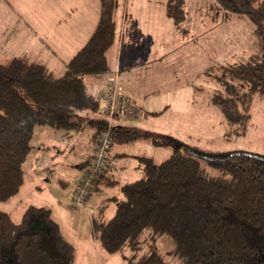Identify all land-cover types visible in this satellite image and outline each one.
Segmentation results:
<instances>
[{
	"label": "trees",
	"instance_id": "1",
	"mask_svg": "<svg viewBox=\"0 0 264 264\" xmlns=\"http://www.w3.org/2000/svg\"><path fill=\"white\" fill-rule=\"evenodd\" d=\"M215 1L222 9L251 20L261 53L250 63L230 68L231 75L248 88L243 95L226 96L218 90L213 96L229 121L245 123L251 118L253 95L264 94V0ZM117 3L101 0L98 25L67 61L63 75L27 55L0 62V201L20 193L38 126L70 132L93 125L96 146L107 131L113 145L140 139L165 143L142 129L110 127L106 119L86 114L98 112L101 104L98 95L88 91L87 79L112 72L108 52L118 37ZM168 14L182 22L184 0H170ZM139 161L143 176L123 184L115 214L93 218L95 239L104 250L116 253L128 241L136 248L140 234L152 228L172 238L183 264H264V155L235 151L210 160L220 171L217 176L208 175L199 159L177 148L160 163L148 156H140ZM103 183L115 184L106 166L91 193ZM75 261L76 246L65 237L51 208L32 204L19 222L0 210V264ZM137 264L169 263L153 251Z\"/></svg>",
	"mask_w": 264,
	"mask_h": 264
},
{
	"label": "rangeland",
	"instance_id": "2",
	"mask_svg": "<svg viewBox=\"0 0 264 264\" xmlns=\"http://www.w3.org/2000/svg\"><path fill=\"white\" fill-rule=\"evenodd\" d=\"M63 3L62 0L47 1L46 3L44 0H0V53L2 54L0 61H8L15 55H27L31 60L48 65L57 76L63 75L66 71L67 57L61 54L60 47L56 46V43H52L55 46L48 47L51 44L49 43L51 39L48 37L53 35L52 29L57 27V35L60 33V12ZM199 3H204V0H200ZM50 4L53 6L51 9L56 12L55 17H50L48 10ZM205 4L207 5V15L211 11L213 17L211 27L207 28L206 34L199 37L197 45V58L198 53L204 56L203 59L200 58V61L196 57L188 58L185 55L181 58L182 70L180 73L185 75H181L180 87H174L172 95L168 98L170 109L167 108L166 112L157 115L152 113L148 121L141 122V119H138V111L132 104V109L136 111L135 118L126 123L111 121L108 114L105 113L107 103L102 94V91L108 88L105 85L104 89L97 94L101 103L99 111L86 112L92 118L106 119L109 126L115 124L139 128L152 134L153 138L165 142L160 145L152 139H140L135 143L112 145L110 148L112 158L107 156L105 166L108 175L115 181V184L103 183L101 189L94 193V202L89 201L93 194L90 190L82 204L78 203L77 197L79 183L86 174L84 168L91 156L96 127L87 125L81 131H70L72 136L66 139L70 140L74 137L73 147L68 146L60 137V139L49 138L45 131L34 132L32 150L26 163L24 185L16 197L0 201V210L9 212L17 222L21 220L24 211L32 204L48 205L54 207L56 211L57 206L53 196L58 195L60 191L66 197L70 196L76 204L89 206V209H84L83 212V208L77 205L75 213L73 210L72 213L67 212L68 225L60 223L65 237L76 246L75 264H137L143 255L153 251L160 252L169 264H183V259L176 252L172 238L157 234L152 228H147L140 234L136 248L131 246V242L128 241L120 251L113 254L104 250L100 242L95 239L93 228H91L86 241L79 240L78 233L75 232L74 226L78 216L80 219L85 214L92 225L94 217L100 218L103 215L107 219L115 214L117 204L123 198V184L143 176L140 156L151 157L156 163H160L172 155L177 148L183 153H188L199 159L208 175L217 176L220 171L209 164L210 160L219 159L235 151L264 155V94L253 95L251 118L245 123L229 121L223 110L213 102V96L218 90L224 91L226 96L233 97L239 94L243 95L248 90L246 86L243 87L242 81L231 75L230 68L250 63L261 55L256 44L253 23L245 15L222 9L215 0H205ZM119 9L118 2L117 12ZM191 11L193 10L189 8L190 20L194 16ZM173 19L181 24L175 18ZM197 21V25L199 24L198 27H200V23H203L200 22L201 18H197ZM120 25L119 22L118 26L120 27ZM46 26L49 28V33L45 31ZM180 30L182 31V28L178 29V31ZM181 31L183 39L186 37L194 39L195 32L191 29L186 30V33ZM35 34H40L37 35V42H34L35 39L32 38ZM52 37L58 38V36ZM172 38L174 39V37ZM56 42L59 43V41ZM162 42H171L168 31H165L159 38L158 45H161ZM189 42L193 44V41ZM203 45L206 50L201 47ZM54 50L57 52L55 53ZM111 50L112 48L109 51L110 60ZM188 59L191 61L190 66ZM206 59L209 65L213 64V67L211 66L207 70L202 66ZM90 78L87 79L88 91L95 94L97 85L91 84ZM118 86L122 91L123 85L120 78ZM122 92L126 93L125 90ZM130 99L132 100L131 97ZM163 109L166 110L164 105L157 103L152 110L159 112ZM146 115L148 114L142 113L141 117ZM39 127L47 128L57 134L64 132L47 126ZM37 153L41 155L35 159L34 171L36 174L41 172L43 175L32 181L28 176L29 166L31 159ZM42 155L52 160L51 167L45 169L50 162ZM42 177L49 179L50 187H47V183ZM59 178L66 183L61 184L58 181ZM71 187H75V190H70Z\"/></svg>",
	"mask_w": 264,
	"mask_h": 264
},
{
	"label": "crops",
	"instance_id": "3",
	"mask_svg": "<svg viewBox=\"0 0 264 264\" xmlns=\"http://www.w3.org/2000/svg\"><path fill=\"white\" fill-rule=\"evenodd\" d=\"M44 1L46 3L47 1L51 2L53 0ZM62 2L64 3L60 12V33L57 35V27L53 28L51 31L53 34L52 36H58L59 39H54L52 36H49L48 38L51 39L49 43L51 44H49L48 47H51V45L55 46L54 44L56 43V46L60 47L61 54L67 57V61L86 44L93 30L98 25L101 14V0H62ZM117 2L120 4V9L118 12L117 10L115 11V20L117 25L119 22L121 25L120 27L118 26V29L120 28L118 37L111 50V60L109 59L108 52V60L112 66V72L100 77H91L90 83L97 85L96 95L104 89L105 85H109L110 76H113L117 70H120L119 78L122 82L123 90L126 91L125 94H128L132 98V104H134L138 111V119H141V122H146L151 118L150 114L154 113L157 115L158 113H164L168 110L167 108L170 106L168 98L172 95L174 87H180V77L184 74L180 73L182 70L181 58L183 55L188 58H197L199 37L207 33V28L211 27L213 16L211 11L207 15L205 0L204 3H199L200 0H184L185 18L182 20L181 24H178L168 14L170 0H117ZM51 6L50 4L48 9L50 17H55L56 12L54 9H51ZM189 8L193 10L191 13H194L192 20L189 18ZM199 17L201 18L200 22H203L200 23V27H198L199 24L197 25V18ZM207 17L209 18L208 20ZM179 28H182V31L185 33L188 29L194 31V39H187V37L183 39L180 33L181 30L178 31ZM48 30L49 28L46 26L45 31L49 33ZM165 31H168L169 40L171 42L163 43V41L161 45H158L159 38L163 36ZM37 35L40 34L32 36V38L35 39L34 42H37ZM172 37H174V39ZM55 40L59 41V43ZM182 40H184L183 42L185 43H183ZM189 41H193V44H190ZM201 47L206 50L204 45ZM54 52L56 53L57 51L54 50ZM1 55L0 53V57ZM203 56L198 53L197 59L200 61V58L203 59ZM188 62L190 66V59H188ZM202 66L207 70L209 67H213V64L209 65L206 59ZM157 103L164 105L166 110L163 109L162 111L154 112L152 109ZM142 113L148 115L141 117ZM35 131H45L46 135L51 139L52 137H60L61 140L64 139L62 140L63 142H66L68 146L71 147L75 144L74 137L67 140L72 136L71 132L64 131L57 134L56 132H51V130L47 128H40L39 126ZM95 141L94 144H92L91 156L89 157L87 166L84 168V173L92 163L96 149ZM40 155V153H37L31 159V164L29 166L30 173L28 176L32 181L43 175H41V172H37L36 174L34 171L35 159ZM109 155L112 158V150ZM43 158L46 157L43 156ZM46 160H49L50 163L45 169L51 167L52 163L50 158L48 159L47 157ZM44 180L46 181L45 183H47V187H50L48 184L49 179L46 178ZM58 181L61 184L66 183L60 178ZM70 190H75V187H71ZM94 193L95 192L91 195L89 201L94 202ZM53 199L56 201L57 210L55 211L54 207L48 205L47 207L51 208L55 219L57 221L59 220V223L67 224L69 218L67 212L72 213L74 211L75 213L78 204H76L70 196L69 198L66 197L61 191L58 195L53 196ZM79 206L83 208V212L84 209H89L87 205H78V207ZM74 228L75 232L78 233V239L86 241L89 237L91 228H93V219L91 225L90 220L85 214L80 219L78 216Z\"/></svg>",
	"mask_w": 264,
	"mask_h": 264
},
{
	"label": "built area",
	"instance_id": "4",
	"mask_svg": "<svg viewBox=\"0 0 264 264\" xmlns=\"http://www.w3.org/2000/svg\"><path fill=\"white\" fill-rule=\"evenodd\" d=\"M118 71L109 78L108 88L102 91L107 107L105 113L111 121L126 123L136 116V111L132 109V100L125 95L118 86ZM112 123L110 122V125ZM115 126V124L110 127ZM113 145V138L110 131L105 132L97 142L94 158L91 167L79 183L78 203L82 204L86 199L87 192L96 183L99 174L103 171L110 148Z\"/></svg>",
	"mask_w": 264,
	"mask_h": 264
}]
</instances>
